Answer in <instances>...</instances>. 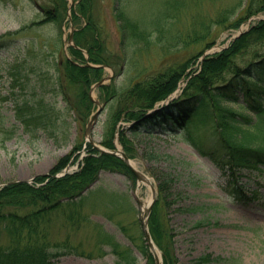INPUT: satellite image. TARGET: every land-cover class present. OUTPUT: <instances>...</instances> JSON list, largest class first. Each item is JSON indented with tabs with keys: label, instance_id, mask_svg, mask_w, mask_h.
Listing matches in <instances>:
<instances>
[{
	"label": "rangeland",
	"instance_id": "obj_1",
	"mask_svg": "<svg viewBox=\"0 0 264 264\" xmlns=\"http://www.w3.org/2000/svg\"><path fill=\"white\" fill-rule=\"evenodd\" d=\"M246 4L247 0H94L93 20L105 45L103 55L111 57L116 66L114 72L106 69L103 78L115 76L114 81L111 78L107 83L110 90L116 88L120 92L136 81L153 78L189 61L196 69L200 59L194 57L206 51L207 44L212 46L209 53H220L230 40L264 18L262 14L251 16L239 28H231L236 16L245 15ZM36 5L45 9L50 7V0H0V36L15 34L11 43L0 50V186L46 175L75 145H85L86 126L98 109L92 103L87 112L86 103L76 88L70 86L69 99L76 110L71 116L66 113V101L56 93L59 79L56 60L70 51L71 18H65L61 33L53 25L23 30L25 25L43 19ZM118 10L148 27L149 43L123 39L125 31L116 17ZM232 10L234 13L229 14ZM69 15L73 16V11ZM85 23L84 19L74 20L77 29ZM61 82L66 85L63 78ZM92 96L105 103L101 90L93 91ZM41 97L45 98V109H55L51 122L46 128L33 126L24 130L16 120V101L36 99V103H41ZM111 110L109 103L92 131L97 144L103 139ZM191 134L207 138L210 131ZM127 135L137 149L132 160L155 186L158 174L172 173L174 190L184 196L179 204L164 211L173 231L177 264H198L196 261L203 257L208 258L203 264H264V167H260L261 172L247 168L239 171L240 182L235 187H242V194L248 196L252 190L259 193L257 199L248 202L241 199L242 195L233 194L235 188L230 181L234 179H229L227 168H218L202 156L187 141V132L177 136L128 131ZM149 151L169 158L159 162L147 160L145 154ZM77 166L73 165L71 170ZM95 188H101L102 192L85 206L89 220L80 230L66 223L61 213L54 215L51 224L52 240L58 243L68 240L79 253H90L91 257L74 253L54 259L52 264H115L117 257L111 246L105 244L106 236L117 242L121 251L131 248L139 264H143L146 259L136 247L143 228L135 194L138 191L140 199L148 202L152 193L146 186L138 189L137 182L134 184L126 176L111 172H102ZM180 207L200 209L180 212ZM201 221L205 224L195 227Z\"/></svg>",
	"mask_w": 264,
	"mask_h": 264
},
{
	"label": "trees",
	"instance_id": "obj_2",
	"mask_svg": "<svg viewBox=\"0 0 264 264\" xmlns=\"http://www.w3.org/2000/svg\"><path fill=\"white\" fill-rule=\"evenodd\" d=\"M93 2L94 0H81L77 6L78 14L73 13L74 20L82 17L88 22L75 33V42L88 50L92 63L109 64V60L103 55L105 47L99 36L97 37L93 20ZM245 9V15L236 16L231 28L237 29L247 18L264 13V0H247ZM41 14L43 19L33 22L32 25H25L23 30L32 29V26L53 25L61 33L62 23L67 16L66 0H50V7H46ZM117 18L122 22L125 40L149 43L147 30H142L123 11H117ZM14 36L15 34L11 33L0 36V50L6 48ZM209 47L211 44H207L206 48ZM69 50L71 58L65 56L56 60L59 79L57 78L55 86L56 93L63 95L66 101V113L71 116L70 113H74L76 108L69 99L70 86L76 88L86 103V111L89 112V105L92 104L89 89L101 78L103 70L85 66L82 52L73 47ZM263 50L264 20L252 26L227 49L207 56L198 69L192 68L187 72L193 65L189 61L151 79L131 84L120 92L116 88L110 90V86H102L100 90L105 95V100L112 103V110L104 126L101 144L109 149L114 148L117 126L121 121L135 122L129 129L118 130L120 143L129 158L137 156V149L128 137V131L133 134L149 135L157 132L173 135L179 131L187 132L189 134L187 141L203 156L209 157L221 169L228 168L229 179H234L229 180L233 182L232 186L235 188L233 194H237L238 197L242 195L243 199H257L259 196L257 190H252L251 195L247 196L242 194V187L235 186L240 182L238 174L243 168L262 171L259 166L264 165ZM202 54L203 51L199 52L194 60H198ZM61 78L66 81V85L62 82L60 84ZM183 78L187 81L182 96L168 107L148 114L158 102L168 98L177 89ZM41 98V103H36V99L16 101V120L24 130L33 126L46 128L51 122L55 109H45V98ZM230 105H237L239 110ZM57 122L60 123L59 117ZM201 130L210 131L209 136L200 138L191 134ZM182 132L177 135H182ZM83 147L81 143L75 145L68 155L58 160L49 176H37L31 184L13 182L0 189V264H52L54 259L74 253L91 257L90 253H79L75 247L67 243L68 240L62 243L52 240L51 224L54 215L61 213L66 223L80 230L89 220L84 212L85 206L101 192V188H89L99 181L102 172L119 173L130 180H135V177L120 158L100 153L87 143V154L81 160L78 170L56 178L55 175L66 168L76 153L78 154L73 164L79 160V153ZM145 158L159 162L169 156L149 151ZM157 181L159 197L149 220V229L162 250L164 264H177L173 231L169 228V219L164 211L178 203L184 196L174 190L175 179L172 173L162 171L158 174ZM197 209L200 208L180 207L178 211ZM202 225L204 222L196 224L197 227ZM129 238L135 242L134 237ZM104 242L111 246L112 253L116 255L115 264H138V258L131 248L121 251L120 245L109 236H106ZM136 247L146 258V264H154L143 234ZM206 260L207 258L203 257L199 263Z\"/></svg>",
	"mask_w": 264,
	"mask_h": 264
},
{
	"label": "water",
	"instance_id": "obj_3",
	"mask_svg": "<svg viewBox=\"0 0 264 264\" xmlns=\"http://www.w3.org/2000/svg\"><path fill=\"white\" fill-rule=\"evenodd\" d=\"M72 37H73V34L70 35V40H72ZM104 83V81H101L100 83H98L96 86H100ZM102 108H100V111H101ZM100 111H98L92 118V122L89 124L88 126V129L86 131V134L90 137V133H91V129L93 128V124L96 122L97 120V117L100 113ZM94 147L97 148L98 150H100L101 152L103 153H110V154H113V155H116V156H119V157H122L124 162L130 167V169L132 170V172L134 173V175L136 176V178L139 180V181H148L149 180L147 179V177L141 173L140 171L136 170L135 168H133L131 165H130V160L129 158L126 156V154L124 152H121L119 150H114V151H108V150H105L104 148H101L97 145L94 144ZM156 199V191L155 189H153V202L155 201ZM141 205V203H140ZM152 207H153V203L152 205L150 206L149 209L146 210L145 213L142 214V222H143V227H144V231H145V234H146V238L148 240V244H149V247L151 248V250L153 251V254H154V257H155V262L156 264H161V261L159 259V257L157 256V254L155 253V249H154V244H153V241H152V238H151V235L149 233V230H148V219H149V215L151 214V211H152Z\"/></svg>",
	"mask_w": 264,
	"mask_h": 264
},
{
	"label": "bare ground",
	"instance_id": "obj_4",
	"mask_svg": "<svg viewBox=\"0 0 264 264\" xmlns=\"http://www.w3.org/2000/svg\"><path fill=\"white\" fill-rule=\"evenodd\" d=\"M131 166H133L134 168H139L138 167V165H137V163L136 162H134V161H131ZM152 185H153V183H152V181L150 182H148L147 180L146 181H143V182H140V184H139V186H138V189L139 188H142L143 186H146L147 187V189H148V191L149 192H151V187H152ZM136 195L137 196H139L138 195V191L136 192ZM150 201H148V202H143V210L145 211V209H147V207L149 206V203ZM157 253H158V250H157Z\"/></svg>",
	"mask_w": 264,
	"mask_h": 264
}]
</instances>
